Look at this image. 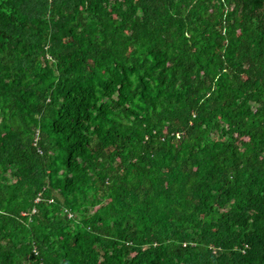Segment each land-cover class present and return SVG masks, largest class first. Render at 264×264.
Wrapping results in <instances>:
<instances>
[{
	"label": "trees",
	"instance_id": "trees-1",
	"mask_svg": "<svg viewBox=\"0 0 264 264\" xmlns=\"http://www.w3.org/2000/svg\"><path fill=\"white\" fill-rule=\"evenodd\" d=\"M0 264H264V0H0Z\"/></svg>",
	"mask_w": 264,
	"mask_h": 264
}]
</instances>
